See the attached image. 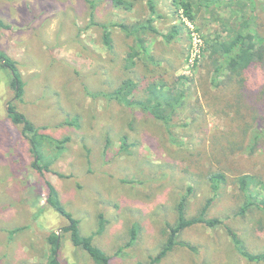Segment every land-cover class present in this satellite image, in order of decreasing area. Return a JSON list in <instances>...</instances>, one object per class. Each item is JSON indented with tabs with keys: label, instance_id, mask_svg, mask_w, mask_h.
Wrapping results in <instances>:
<instances>
[{
	"label": "rangeland",
	"instance_id": "rangeland-1",
	"mask_svg": "<svg viewBox=\"0 0 264 264\" xmlns=\"http://www.w3.org/2000/svg\"><path fill=\"white\" fill-rule=\"evenodd\" d=\"M174 1L155 0L162 18L154 27L164 34L176 27L178 38L167 44L148 33L146 52L125 70L133 38L121 27L109 28L110 51L102 24L145 21L147 0L136 1L131 10L111 0H0V19L9 27L0 28V54L16 62L24 83L21 100L15 99L11 75L0 67V264H45L53 231L61 236V264H94L63 231L67 220L47 204L44 178L79 221L80 233L93 236L111 264H148L166 242L167 224L177 220L181 196L192 189L186 215H198L213 196L210 176L217 172L226 181L207 217L222 225L187 228L179 240L196 250L178 246L160 264H264L238 253L228 232L233 230L249 252L264 254V212L252 207L238 214L245 202L238 178L249 175L264 183V138L251 150L247 125L254 123L255 113L249 105L240 106L235 79L212 84L214 67L206 51L207 39L226 38L224 23L232 9L195 5L192 21ZM256 15L253 30L260 25L264 35L263 0H256ZM250 75L253 88L264 84L263 68H253ZM179 77L177 92L185 96L171 132L148 112L104 96L132 78L140 84L134 97L145 99L152 80L173 84ZM9 102L51 139L70 138L61 151L55 144L43 148L44 163L51 162L53 170L44 177L32 168L21 127L8 118ZM75 118L77 123L65 125ZM250 191L258 202L264 200V190L251 185ZM101 215L106 224L98 233ZM134 226L137 237L124 247Z\"/></svg>",
	"mask_w": 264,
	"mask_h": 264
},
{
	"label": "trees",
	"instance_id": "trees-1",
	"mask_svg": "<svg viewBox=\"0 0 264 264\" xmlns=\"http://www.w3.org/2000/svg\"><path fill=\"white\" fill-rule=\"evenodd\" d=\"M115 7L131 10L135 2L138 0H111ZM264 1V0H263ZM225 6L230 9V19L224 23L228 28V33L225 39L215 37L207 39V53L214 67L212 84L219 87L223 82L222 78L235 79L238 85L237 97L241 107L249 105L251 111H254V123L247 125L249 128V147L251 150L257 145L258 141L264 138V84L259 88H253L251 84V71L253 68L264 69V35L258 31L260 25L256 26V31L253 30L256 23V0H175L174 5L178 10H183L184 14L192 21L193 7L198 8L209 7L212 5ZM149 17L143 22H137L133 25L102 24L104 29L103 40L107 49L113 50V39L109 28L121 27L129 37L133 38L134 44L127 51V56L124 59L125 70H131L137 65L142 52H146L147 39L146 35L153 32L160 35L167 44H172L178 38L179 30L173 27L167 34L161 33L154 27L156 19L162 18L157 11L155 0H147ZM0 28H9L2 19H0ZM148 57V54H146ZM153 62L152 57H148ZM141 60V59H140ZM0 67L5 68L11 75L10 86L14 91V98L21 100L24 94V83L21 74L17 68L15 61H12L3 54H0ZM227 75V76H226ZM170 84L163 80H152L146 85L145 99H136L135 91L140 84L132 78L125 79L119 87L109 94H104L109 100L118 101L119 103L131 109L140 108L148 112L153 117L161 121L168 131L171 132L173 126V116L183 103L185 96L184 91L177 92L178 80ZM98 94H93L97 96ZM250 111V112H251ZM8 118L17 127H21V134L30 143V154L32 156V168L44 177L45 172H53L51 162L44 163L45 154L43 148L47 145H56V149L61 151L64 145L70 141V138H65L62 141L54 140L48 135L41 133L40 130L27 118V116L19 111L13 103H8L7 107ZM237 114V113H236ZM77 123V118L72 122H66L65 125H73ZM253 125V126H251ZM127 136L122 138V150L127 149ZM61 154V153H59ZM17 156V154H15ZM13 155V156H15ZM61 177L64 175L56 173ZM44 184L47 189V204L61 216H63L68 225L63 231L70 234V239L74 247L80 248L87 252L94 264H111V257L108 256L102 249L95 246L93 236H83L79 230V221L76 220L72 213L67 211L60 200L59 192L55 186L46 178ZM226 181V176L223 173L217 172L210 176L211 189L213 196L210 197L201 212L193 217H187L186 210L189 202V194L192 189H188L187 193L183 194L176 204L177 220L171 225L167 224V239L160 252L150 257L148 264H160L174 249L178 246L186 247L187 249L196 250L192 245L181 242L179 240L181 233L189 227L203 224L210 228H215L222 225V221L218 218H208L207 213L215 198L219 195L222 185ZM241 192L245 198V202L240 208L238 214L244 215L245 212L252 208H259L264 212V200L257 201V195L254 196L250 191V186L255 185L259 190H264V183L254 176H242L238 178ZM46 208V207H45ZM106 221L103 215L100 216L98 233L105 229ZM235 250L243 257L251 262L264 263V254H253L249 252L242 239L231 230L228 229ZM138 234V229L134 226L131 230L130 241L124 247H130ZM49 244V257L45 264H61L59 261V252L61 249V236L57 231L51 232L47 237Z\"/></svg>",
	"mask_w": 264,
	"mask_h": 264
},
{
	"label": "built area",
	"instance_id": "built-area-1",
	"mask_svg": "<svg viewBox=\"0 0 264 264\" xmlns=\"http://www.w3.org/2000/svg\"><path fill=\"white\" fill-rule=\"evenodd\" d=\"M193 35V40L195 41L196 46L199 44V46H201V39H198V37L195 36V33L192 34ZM195 57V53L193 55ZM191 62H193V59H191Z\"/></svg>",
	"mask_w": 264,
	"mask_h": 264
}]
</instances>
